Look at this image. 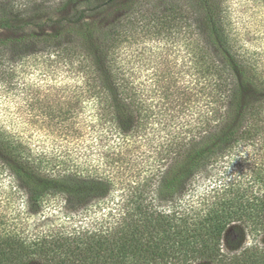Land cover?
<instances>
[{
	"label": "trees",
	"instance_id": "1",
	"mask_svg": "<svg viewBox=\"0 0 264 264\" xmlns=\"http://www.w3.org/2000/svg\"><path fill=\"white\" fill-rule=\"evenodd\" d=\"M122 2L0 3V30L16 35L0 38V61L26 43L52 64L78 60L85 74V85H53V97L36 87L32 120L0 117V172L9 177L0 264H264V160L256 153H264V59L217 0H143L107 26L93 17ZM149 34L188 40L193 52L188 70L153 88L165 104L149 103L147 86L118 60L125 42ZM38 123L67 143L91 138L99 157L52 154L40 129L26 132ZM248 151L245 170L213 180L197 203L185 198L204 168L247 160ZM112 191L98 219L35 223L45 204L82 205Z\"/></svg>",
	"mask_w": 264,
	"mask_h": 264
},
{
	"label": "rangeland",
	"instance_id": "2",
	"mask_svg": "<svg viewBox=\"0 0 264 264\" xmlns=\"http://www.w3.org/2000/svg\"><path fill=\"white\" fill-rule=\"evenodd\" d=\"M8 0H0L4 3ZM22 2L26 5L23 8L31 7L40 3H54L56 0H10ZM59 1V0H57ZM143 0H123L122 3L107 8L102 11L93 12V17L99 19L104 26L117 21L127 14L130 10H134ZM221 2L226 10L231 14L232 25L235 28L236 34L244 38L245 42L259 51L260 56L264 59V0H217ZM161 4H164L161 0ZM127 6V7H126ZM70 6L67 7L65 15H70ZM59 17L54 15L55 18ZM47 25V23H46ZM49 25V24H48ZM46 26L44 30H51V26ZM11 32L7 30H0V38L14 37ZM131 38L125 42L117 52L119 64L127 69L130 73L135 75L136 83L147 86V98L149 103L158 102L165 104V100L161 91L154 92L156 84L163 83L167 88L174 77L180 76L182 70H188L193 59V52L186 46V42H177L174 40L167 41L166 38L156 34H149L140 39ZM35 47L32 44L13 43L12 48H7L4 58L0 61V88H5L4 95L0 89V117L21 118L23 120L33 119L35 111H33L30 104L35 103L37 96L36 87L50 92L57 86H78L85 85V74L80 69L78 60H68L66 63L52 64L46 60L45 57L40 58V52L34 51ZM19 51L18 55H15ZM10 53V54H9ZM20 55V56H19ZM45 60V61H44ZM50 62V63H49ZM16 69L14 70L13 64ZM56 69V71H54ZM64 76L67 79H64ZM7 89V90H6ZM41 89V90H42ZM35 90V91H34ZM51 93V92H50ZM53 93L51 96L53 97ZM33 96H35L33 98ZM10 107V108H7ZM160 109L164 107L159 106ZM35 119H42L40 114L34 117ZM41 122V121H39ZM38 123L36 125H25L26 132H32L33 128L40 129L39 137L45 140L46 148L54 155L70 158L80 154L79 161L95 160L99 157L96 149L91 145V138L86 140L77 138L72 143H67L64 135L58 134L50 128H45ZM29 130V131H28ZM35 136H37L35 134ZM75 139V138H74ZM88 144H87V143ZM91 145V146H90ZM74 150V151H73ZM133 152V151H132ZM141 158L146 154L142 152ZM247 160L232 159L227 163L216 166H207L197 176L190 187V192L186 194L187 199L194 200L197 203V198L200 192L208 189L213 180L225 179L226 175L235 176L241 172V168H247L251 162V151H248ZM257 154H261L260 160H264L263 151L257 150ZM107 154V153H105ZM110 159L116 157L117 153L109 152ZM139 152H136L138 155ZM131 156V152H129ZM260 155H258L259 157ZM95 158V159H94ZM238 158V157H234ZM240 158V157H239ZM261 162V161H260ZM130 169L136 170L137 167L133 162L127 167V175L130 178ZM245 170V169H244ZM4 180H9L5 174L0 172V200L6 196L7 187L3 188ZM114 191L110 192L105 198H95L82 205L73 206L65 199H60L54 204L49 203L42 206L38 213L33 217L36 222H43L44 225L67 223L69 218H79L85 222L98 219L101 215L103 207L108 205L109 200L114 195ZM196 194V195H195ZM250 241V239H249Z\"/></svg>",
	"mask_w": 264,
	"mask_h": 264
}]
</instances>
